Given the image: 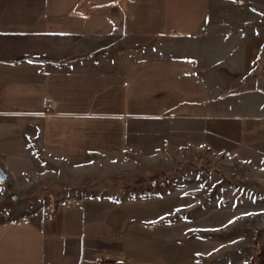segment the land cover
Segmentation results:
<instances>
[{"label": "crops", "instance_id": "0c3cea01", "mask_svg": "<svg viewBox=\"0 0 264 264\" xmlns=\"http://www.w3.org/2000/svg\"><path fill=\"white\" fill-rule=\"evenodd\" d=\"M263 4L0 0V204L18 200L0 214V264H145L125 237L151 223L134 228L107 199L41 215L30 196L46 162L71 188L87 166L168 148L263 169Z\"/></svg>", "mask_w": 264, "mask_h": 264}, {"label": "rangeland", "instance_id": "374dc122", "mask_svg": "<svg viewBox=\"0 0 264 264\" xmlns=\"http://www.w3.org/2000/svg\"><path fill=\"white\" fill-rule=\"evenodd\" d=\"M134 155L129 164L87 166L77 188L63 178L74 181L72 171L46 162L30 201L107 199L134 228L150 222L151 232L125 237L127 254L145 264H264V161L259 169L188 147ZM13 199L9 191L3 217L16 209Z\"/></svg>", "mask_w": 264, "mask_h": 264}, {"label": "built area", "instance_id": "2783aa9c", "mask_svg": "<svg viewBox=\"0 0 264 264\" xmlns=\"http://www.w3.org/2000/svg\"><path fill=\"white\" fill-rule=\"evenodd\" d=\"M52 111V105L51 104H47L46 105V109L45 112L46 113H50ZM223 157L225 158V160L229 161V162H233L234 161V155L225 152L223 154ZM126 160H129L128 157H125ZM82 201V200H81ZM79 201V202H81ZM78 202V199L76 198H72V197H64L60 200H54L52 199L51 202L41 206L38 211L42 214V216L44 218H48L52 215V213L56 210V208L62 207V208H67L70 206H74L76 205ZM9 224L10 225H15L16 224V220L11 219L9 220ZM97 264H105L103 261H99Z\"/></svg>", "mask_w": 264, "mask_h": 264}, {"label": "water", "instance_id": "95a60500", "mask_svg": "<svg viewBox=\"0 0 264 264\" xmlns=\"http://www.w3.org/2000/svg\"><path fill=\"white\" fill-rule=\"evenodd\" d=\"M6 180H7V174L0 166V182H4Z\"/></svg>", "mask_w": 264, "mask_h": 264}]
</instances>
